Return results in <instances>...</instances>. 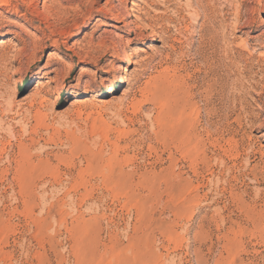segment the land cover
<instances>
[{"label": "rangeland", "instance_id": "1", "mask_svg": "<svg viewBox=\"0 0 264 264\" xmlns=\"http://www.w3.org/2000/svg\"><path fill=\"white\" fill-rule=\"evenodd\" d=\"M69 1L0 0V264H264V0Z\"/></svg>", "mask_w": 264, "mask_h": 264}, {"label": "bare ground", "instance_id": "2", "mask_svg": "<svg viewBox=\"0 0 264 264\" xmlns=\"http://www.w3.org/2000/svg\"><path fill=\"white\" fill-rule=\"evenodd\" d=\"M75 0H70L69 2H74ZM208 68H211V67H208ZM217 69V68H216ZM205 74V73H204ZM219 74V73H218ZM216 70L214 69H210L207 73V78L208 79V82L209 83H206L205 81V84H207V86L203 89V94H204V99L206 101V104L207 106H210L211 105V101L214 100L212 97H213V91H215V89L217 87H222L223 86V83L226 81H224V78H222L221 76H218ZM225 76V74H224ZM223 76V77H224ZM205 79V80H206ZM228 79V78H227ZM202 82V81H201ZM226 83V82H225ZM219 85V86H218ZM203 86V85H202ZM200 87V86H199ZM194 89V88H193ZM200 90V89H199ZM198 90V91H199ZM218 91V90H217ZM221 91V90H220ZM201 92V91H200ZM190 93V92H189ZM202 93V92H201ZM216 93V92H215ZM218 93V92H217ZM198 94V93H197ZM215 95V94H214ZM220 96V95H219ZM202 97V96H201ZM216 98V97H215ZM203 99V98H202ZM204 102V101H203ZM198 118V117H197ZM197 118L194 116V111H187L186 114L184 115L183 118H181V120L179 121L178 125H177V129L179 131H181V133H184L185 136H182L181 141H182V144H185L187 150L189 152H191V154L194 153V148H190V144L192 143L193 141V137L192 135L193 134V130L195 128V125L197 124ZM198 126V125H197ZM196 126V127H197ZM183 127H185V130L183 129ZM184 130V131H183ZM180 136V135H179ZM195 138V137H194ZM196 139V138H195ZM196 147V146H195ZM189 148V149H188Z\"/></svg>", "mask_w": 264, "mask_h": 264}]
</instances>
